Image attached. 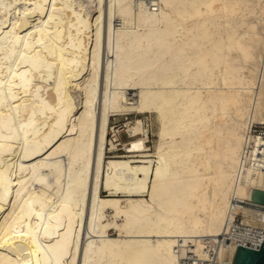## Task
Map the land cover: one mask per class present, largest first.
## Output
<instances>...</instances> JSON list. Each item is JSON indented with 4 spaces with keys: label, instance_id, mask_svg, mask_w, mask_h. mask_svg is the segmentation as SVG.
Listing matches in <instances>:
<instances>
[{
    "label": "bare ground",
    "instance_id": "1",
    "mask_svg": "<svg viewBox=\"0 0 264 264\" xmlns=\"http://www.w3.org/2000/svg\"><path fill=\"white\" fill-rule=\"evenodd\" d=\"M255 124L264 0H0V264H230L264 237Z\"/></svg>",
    "mask_w": 264,
    "mask_h": 264
},
{
    "label": "rangeland",
    "instance_id": "2",
    "mask_svg": "<svg viewBox=\"0 0 264 264\" xmlns=\"http://www.w3.org/2000/svg\"><path fill=\"white\" fill-rule=\"evenodd\" d=\"M129 93H130V97L132 98V100H134L135 96L137 95V90H130ZM137 115L138 114H136V113H130V114H126V115L112 116V118H111L108 137H109V139L113 138L115 140L116 144L119 145L118 147L120 148V151H122V152L138 151L140 149V146L137 142V139L139 137L143 136L144 134L141 133L139 135L133 136L130 133L129 127H128V123H132L135 120ZM149 116H150V114L141 115V117L144 119L145 125L147 127L149 126L148 127L149 128V131H148L149 137L147 138V141L144 142V144L148 145L151 149H154V147H155L154 143H156V141L158 139V133H157V131H158V129H157L158 125L157 124L158 123L153 118V116H150V117ZM254 131H255V133H263L264 134V124H255ZM125 146H126V149H122ZM108 154L107 155L110 156L113 153H108ZM102 193L105 194L106 191L102 190ZM238 216H239V218H238ZM238 216H237V218L239 220L240 219L242 220V216L241 215H238ZM237 218H236V222L239 223L237 221Z\"/></svg>",
    "mask_w": 264,
    "mask_h": 264
},
{
    "label": "water",
    "instance_id": "3",
    "mask_svg": "<svg viewBox=\"0 0 264 264\" xmlns=\"http://www.w3.org/2000/svg\"><path fill=\"white\" fill-rule=\"evenodd\" d=\"M249 199L264 204V190L251 189ZM230 264H264V237L259 249L242 244L233 245Z\"/></svg>",
    "mask_w": 264,
    "mask_h": 264
},
{
    "label": "built area",
    "instance_id": "4",
    "mask_svg": "<svg viewBox=\"0 0 264 264\" xmlns=\"http://www.w3.org/2000/svg\"><path fill=\"white\" fill-rule=\"evenodd\" d=\"M238 218H239V216H238ZM238 218H237V221L242 224V220L241 219L239 220ZM261 245H262V243L257 245V246H253L252 242H250V245H245V246H249V247H253V248L259 249L261 247Z\"/></svg>",
    "mask_w": 264,
    "mask_h": 264
}]
</instances>
